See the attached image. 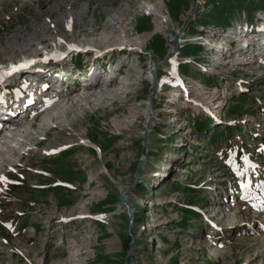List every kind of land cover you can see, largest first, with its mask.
I'll return each instance as SVG.
<instances>
[{"label":"rangeland","instance_id":"374dc122","mask_svg":"<svg viewBox=\"0 0 264 264\" xmlns=\"http://www.w3.org/2000/svg\"><path fill=\"white\" fill-rule=\"evenodd\" d=\"M60 40L96 84L0 121V264H264V0H0V64Z\"/></svg>","mask_w":264,"mask_h":264},{"label":"bare ground","instance_id":"6f19581e","mask_svg":"<svg viewBox=\"0 0 264 264\" xmlns=\"http://www.w3.org/2000/svg\"><path fill=\"white\" fill-rule=\"evenodd\" d=\"M78 16H81V18H83L84 19V17H85V11L83 10V11H81L80 13H77V14H74V13H70V14H66L63 18H61V19H63V21H65V25H67L68 27H67V29L68 28H70V29H72V28H74L75 27V24L77 23V20H78ZM47 22V21H46ZM56 22L57 21H50L49 23H52V24H54V25H56ZM230 31V30H229ZM227 36V35H226ZM230 36V35H229ZM239 38V37H238ZM12 39L13 40H16L17 39V37H12ZM220 39V38H219ZM213 41V40H212ZM240 41V40H239ZM209 43V42H208ZM214 43V42H213ZM209 45V44H208ZM223 45H225V43L223 42V40H221V41H219L218 43H217V45L216 46H223ZM70 46H71V44L70 45H63V42H62V40H60V42L58 43H55L53 46H52V48H51V51H55V50H63V51H66V52H69V51H71L72 49L70 48ZM84 46V45H83ZM226 46V45H225ZM229 47V46H228ZM212 48V47H211ZM45 49H46V47H45ZM82 50H84V49H82L81 47H79L78 49H76V51H82ZM87 51L89 50V52H90V54H88L87 55V60H89L90 62H92L93 60H94V58H100V57H102V56H97V54H101V53H103V51H101V52H97V54H94V55H92L93 53L92 52H94V50H95V47H88L87 49H86ZM221 52L223 53L224 52V48H221ZM227 52H228V50H227ZM224 54V53H223ZM78 55V54H77ZM22 56H24L25 58H28V60H30V59H35V60H38V59H41L40 61H42L43 63V68L44 67H46V66H48V68L49 67H51V65H49V57H47V56H43V55H38L37 53L36 54H24V55H22ZM21 56V57H22ZM21 57H18V59H20ZM93 59V60H92ZM12 61H15V59H11ZM242 63H243V61H242ZM242 63H240V64H242ZM245 63V62H244ZM41 68V67H40ZM54 69V71L56 70V68H53ZM94 73H96V67H94ZM41 73H43V74H46L47 72H43V69L40 71ZM39 72V73H40ZM93 73V74H94ZM26 77V76H25ZM25 77H24V75L23 76H20V79H15V77L14 78H9L10 79V81L12 82V81H17V80H21L22 78H24L25 79ZM57 78L59 79L60 78V76H57ZM92 79H93V77H92ZM94 80H95V78H94ZM9 81V82H10ZM115 80H114V78H111L107 83L109 84V83H112V82H114ZM94 83L95 82H91V81H89V84L90 85H94ZM184 83V82H183ZM96 84V83H95ZM175 90V89H174ZM176 92H178L179 90H175ZM187 91H188V89H187ZM65 92V91H64ZM172 92H173V90H172ZM176 92H174L173 94H172V96L171 97H169V101H171L172 99H176V96H177V93ZM66 93V92H65ZM187 94V92L185 93V91H184V93H183V95H186ZM84 99V98H83ZM198 100H200V99H198ZM50 100H48L46 103V105H48V102H49ZM215 100H212V102H214ZM220 102V101H219ZM216 103H214V106L215 107H213L214 109H217L218 108V106H220L221 104H224V101H222L221 103H219V104H217V105H215ZM59 105H61V103H59ZM7 119H8V122H5V126L7 127V126H10V125H12L13 124V122L15 121L14 120V118H13V116H11V115H9L8 117H7ZM51 148H54V147H50V149Z\"/></svg>","mask_w":264,"mask_h":264},{"label":"snow or ice","instance_id":"6c2138e0","mask_svg":"<svg viewBox=\"0 0 264 264\" xmlns=\"http://www.w3.org/2000/svg\"><path fill=\"white\" fill-rule=\"evenodd\" d=\"M26 66L25 64H21L17 67H14L12 69V71H17L20 67H24ZM4 74H10V73H4ZM244 160V167L243 169L241 170L240 166L239 165H236L234 163V161H232L231 159H229V163H232L233 164V168L236 172V175L238 177H245L246 174L248 173V170L252 167H254L251 162L248 160V157H243L242 158ZM0 181H4L5 183L7 182V177L3 176V175H0ZM250 185H251V181H248V180H242L241 181V188L244 189V194L242 196L243 199H250V196L248 194V189L250 188ZM257 188H261V189H264V181H260L257 185H256ZM9 227H11V225H8Z\"/></svg>","mask_w":264,"mask_h":264}]
</instances>
